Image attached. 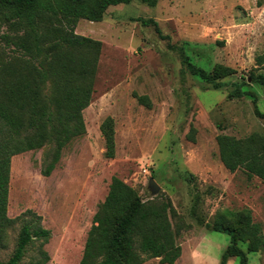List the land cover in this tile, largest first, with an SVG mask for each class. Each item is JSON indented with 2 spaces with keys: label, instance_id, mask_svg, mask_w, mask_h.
<instances>
[{
  "label": "rangeland",
  "instance_id": "374dc122",
  "mask_svg": "<svg viewBox=\"0 0 264 264\" xmlns=\"http://www.w3.org/2000/svg\"><path fill=\"white\" fill-rule=\"evenodd\" d=\"M75 31L103 43L92 102L83 112L86 134L64 149L50 176L41 173L47 147L11 158L8 216L31 210L51 232L47 243L28 247L23 264L38 260L41 249L49 255L45 264H79L113 177L144 200H171L178 213L172 222L188 226L177 238L176 264H221L230 237L212 225L225 210L249 209L264 236V183L244 170L229 171L217 144L220 134H264V119L255 113V104L264 112V87L249 79L252 70L264 72L257 63L264 55V0H159L154 7L133 0L110 6L101 22L80 20ZM186 56L208 71L221 64L236 73L215 89L189 72ZM242 78L255 99L229 98ZM137 96H147L151 107ZM107 117L115 122L113 159L105 156L101 133ZM151 178L160 187L156 195ZM20 227L7 230L0 260L13 254ZM226 264L241 263L230 257ZM248 264H264V251L248 253Z\"/></svg>",
  "mask_w": 264,
  "mask_h": 264
},
{
  "label": "trees",
  "instance_id": "16d2710c",
  "mask_svg": "<svg viewBox=\"0 0 264 264\" xmlns=\"http://www.w3.org/2000/svg\"><path fill=\"white\" fill-rule=\"evenodd\" d=\"M133 0H0V245L6 232L21 223L16 247L7 261L23 264L28 247L37 240L47 243L51 232L41 217L28 210L16 219L8 216L11 158L47 147L41 173L50 176L64 149L86 134L83 112L92 102L103 43L76 33L82 19L101 22L110 6ZM154 7L159 0H140ZM261 3V2H260ZM157 27V23L153 22ZM158 32L159 31V28ZM189 72L215 89L236 73L231 67L216 65L208 71L186 56ZM264 64V55L258 56ZM249 79L264 87V72L252 70ZM246 78L234 84L229 98L256 95ZM147 107V96H137ZM256 115L264 119L255 104ZM108 159L116 155V130L112 117L101 124ZM220 159L231 172L244 170L264 183V134L246 137L220 134ZM178 213L169 198L144 200L139 192L119 177H113L105 200L94 215L79 264H143L160 258L161 264H176L182 255L177 238L188 226L174 224ZM209 227H211L209 225ZM214 231L230 237L221 264L235 257L248 264V253L264 251L261 225L251 211L225 210L212 225ZM241 244L247 245L245 251ZM48 253L30 264H45Z\"/></svg>",
  "mask_w": 264,
  "mask_h": 264
},
{
  "label": "water",
  "instance_id": "95a60500",
  "mask_svg": "<svg viewBox=\"0 0 264 264\" xmlns=\"http://www.w3.org/2000/svg\"><path fill=\"white\" fill-rule=\"evenodd\" d=\"M149 188L153 195H156L159 192L160 187L156 184L155 180L151 178Z\"/></svg>",
  "mask_w": 264,
  "mask_h": 264
}]
</instances>
